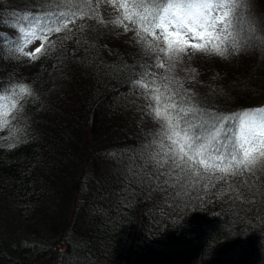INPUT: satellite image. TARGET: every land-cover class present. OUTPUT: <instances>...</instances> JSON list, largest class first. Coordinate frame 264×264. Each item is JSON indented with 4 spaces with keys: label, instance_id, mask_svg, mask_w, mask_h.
I'll return each instance as SVG.
<instances>
[{
    "label": "trees",
    "instance_id": "16d2710c",
    "mask_svg": "<svg viewBox=\"0 0 264 264\" xmlns=\"http://www.w3.org/2000/svg\"><path fill=\"white\" fill-rule=\"evenodd\" d=\"M256 1L264 17V0ZM100 2L92 0L89 9L83 7L84 0H73L90 13L76 19L77 25L87 26L80 38L94 42L108 64L142 63L134 36H117L123 30L113 31L109 22L114 19H104L108 12L98 14ZM36 3L0 0V36L7 37L0 80L14 77L35 86L22 122L28 128L27 146L13 150L9 158L7 145L18 133L24 135L23 126L10 124L11 132L0 128L5 152L0 155V264H127L126 256L133 264H264V186L253 205L258 215H238L223 196L222 182L210 189L219 192L220 199L208 195L203 202L194 199L177 209L161 212L135 202L127 210L118 206L114 193L119 182L109 154L120 159L121 153L139 152L145 136L156 131L154 121L139 110L144 101L129 87L133 75L143 69L93 75L83 48L76 51L71 40L65 44L63 63L54 57L31 61L15 53L10 45L19 37L13 25ZM108 4L103 9L114 8ZM38 44L26 50L34 51ZM230 58L245 67L239 84L204 92L191 89V83L186 88L223 114L264 107V66L259 65L264 46ZM153 71L157 81L166 72L182 80L173 70Z\"/></svg>",
    "mask_w": 264,
    "mask_h": 264
},
{
    "label": "snow or ice",
    "instance_id": "6c2138e0",
    "mask_svg": "<svg viewBox=\"0 0 264 264\" xmlns=\"http://www.w3.org/2000/svg\"><path fill=\"white\" fill-rule=\"evenodd\" d=\"M107 2L120 13L109 22L113 31L123 30L116 32L117 36L134 33L142 63L108 64L94 42L80 38L87 26L77 25L76 19L84 20L90 14L83 7L91 9L92 0H84L83 7L74 5L73 0H37L20 24L13 25L19 38L13 39L10 46L31 61L43 63L54 57L63 63L67 59L65 44L71 40L76 51L83 48V59L91 61L89 71L93 75L143 69L133 75L129 87L144 101L139 110L154 121L156 131L145 136L139 152L121 153L120 159L115 153L109 154L114 158L113 172L119 182L114 193L118 206L127 210L129 203H143L164 212L194 199L203 202L208 195L220 199L221 194L210 189L222 182L223 196L236 206L238 215H258L253 205L264 186V107L239 114L219 113L204 105L178 78L166 72L157 81L153 71H171L185 56L195 53L228 59L264 46V30L252 15L251 0ZM6 39L0 36V62H4L2 45ZM188 40L197 42L189 44ZM35 42L39 44L34 51L26 50ZM194 80L195 76L189 83ZM0 93H4L0 94V128L11 132L10 124L15 127L26 122L25 109L31 106L35 86L9 77L0 80ZM23 132L7 145L9 158L13 150L27 146L26 126ZM0 155H5L3 146Z\"/></svg>",
    "mask_w": 264,
    "mask_h": 264
},
{
    "label": "rangeland",
    "instance_id": "374dc122",
    "mask_svg": "<svg viewBox=\"0 0 264 264\" xmlns=\"http://www.w3.org/2000/svg\"><path fill=\"white\" fill-rule=\"evenodd\" d=\"M256 2V0H253V3L251 4V11L254 12V15L256 16V18H254L257 19V22H259L260 27H263L264 17L260 14L261 10L258 7H255ZM106 3V0H102V3H99L100 5L97 9L98 14L100 15L101 13L108 12L109 16H104L105 20H107V18L108 20L116 19L120 15V13L117 11L116 8L114 9L108 7L107 9H103V6H105ZM130 33L134 36V33ZM196 42L197 41L195 40H188L189 44ZM189 52L191 53V50H189ZM215 58L216 57L207 56L199 53L191 54L190 57L185 56L183 58V61L177 64L176 67L172 69V73L176 74L177 77L182 79L181 81L184 83L185 87L188 86L189 80L193 76H195V80L191 82L192 85L190 86V88L194 89L196 87L197 89H200L203 92L207 91L206 89L212 88L213 86L225 89L231 86L236 81V85L239 84L240 79L242 77L240 72L243 71L245 67L237 66V63L232 62L231 58L225 59L227 63L222 58ZM259 65L264 66V62L260 63ZM211 74L213 75L211 76ZM196 79L202 82H197ZM207 79H209L207 83H204L203 80Z\"/></svg>",
    "mask_w": 264,
    "mask_h": 264
},
{
    "label": "bare ground",
    "instance_id": "6f19581e",
    "mask_svg": "<svg viewBox=\"0 0 264 264\" xmlns=\"http://www.w3.org/2000/svg\"><path fill=\"white\" fill-rule=\"evenodd\" d=\"M140 246H147L145 243H140ZM127 264H133V262L126 256Z\"/></svg>",
    "mask_w": 264,
    "mask_h": 264
}]
</instances>
